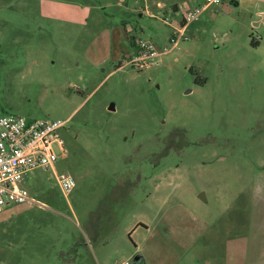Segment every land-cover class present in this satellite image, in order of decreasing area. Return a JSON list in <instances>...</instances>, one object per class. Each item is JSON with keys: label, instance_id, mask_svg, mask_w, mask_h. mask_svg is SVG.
<instances>
[{"label": "rangeland", "instance_id": "rangeland-1", "mask_svg": "<svg viewBox=\"0 0 264 264\" xmlns=\"http://www.w3.org/2000/svg\"><path fill=\"white\" fill-rule=\"evenodd\" d=\"M196 1L0 0V116L63 121L53 168L75 184L27 177L37 204L0 212V264H264V0L129 63Z\"/></svg>", "mask_w": 264, "mask_h": 264}, {"label": "built area", "instance_id": "built-area-1", "mask_svg": "<svg viewBox=\"0 0 264 264\" xmlns=\"http://www.w3.org/2000/svg\"><path fill=\"white\" fill-rule=\"evenodd\" d=\"M223 0H203L196 6L182 4L178 7L180 20L177 25L170 22L172 34L168 39L170 48L161 51L149 40H134L133 57L129 63L139 70L151 65L163 52L177 47L183 38L184 28L198 21L202 12ZM61 120H28L20 116H0V212L9 204H37L29 192L23 188L27 177L37 170H50L59 191L66 196L74 189V180L67 174L54 171V163L63 155L60 129ZM127 264V263H120Z\"/></svg>", "mask_w": 264, "mask_h": 264}, {"label": "crops", "instance_id": "crops-1", "mask_svg": "<svg viewBox=\"0 0 264 264\" xmlns=\"http://www.w3.org/2000/svg\"><path fill=\"white\" fill-rule=\"evenodd\" d=\"M200 2H201V0H200V1H196V2L194 3V5H189V4H188V6H196V5H198ZM232 3H235V1H232ZM182 4H186V3L183 2V3H180V5H175V4H173V5L170 6V8H171V10H172L174 13L178 14V13H179V11H178V7L181 6ZM148 6H149V2H147V7H148ZM150 16H151L152 18H154V15L150 14ZM135 40H136V39H135ZM254 41H257V40L254 39ZM257 42H258V41H257ZM131 45L133 46V49H134V40H133V42H132ZM132 190H133V188H132ZM132 190H131V191H132Z\"/></svg>", "mask_w": 264, "mask_h": 264}, {"label": "trees", "instance_id": "trees-1", "mask_svg": "<svg viewBox=\"0 0 264 264\" xmlns=\"http://www.w3.org/2000/svg\"><path fill=\"white\" fill-rule=\"evenodd\" d=\"M250 45H251L252 47H257V46H258V42H257V41H254V39L251 38Z\"/></svg>", "mask_w": 264, "mask_h": 264}, {"label": "flooded vegetation", "instance_id": "flooded-vegetation-1", "mask_svg": "<svg viewBox=\"0 0 264 264\" xmlns=\"http://www.w3.org/2000/svg\"><path fill=\"white\" fill-rule=\"evenodd\" d=\"M62 143H63V144H62V146H63V155H61L60 157H61V158H66V157L68 156V154L66 153V151H65V149H64L65 147H64V142H63V141H62Z\"/></svg>", "mask_w": 264, "mask_h": 264}, {"label": "water", "instance_id": "water-1", "mask_svg": "<svg viewBox=\"0 0 264 264\" xmlns=\"http://www.w3.org/2000/svg\"><path fill=\"white\" fill-rule=\"evenodd\" d=\"M111 110L113 109V107L110 108ZM136 263H141V258L140 257H136L134 260Z\"/></svg>", "mask_w": 264, "mask_h": 264}]
</instances>
